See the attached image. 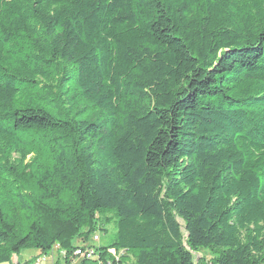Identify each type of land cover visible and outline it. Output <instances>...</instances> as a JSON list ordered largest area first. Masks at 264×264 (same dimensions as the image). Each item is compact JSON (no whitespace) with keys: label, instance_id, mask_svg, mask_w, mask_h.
<instances>
[{"label":"trees","instance_id":"trees-1","mask_svg":"<svg viewBox=\"0 0 264 264\" xmlns=\"http://www.w3.org/2000/svg\"><path fill=\"white\" fill-rule=\"evenodd\" d=\"M112 218L77 264H264V0H0V264Z\"/></svg>","mask_w":264,"mask_h":264},{"label":"rangeland","instance_id":"rangeland-1","mask_svg":"<svg viewBox=\"0 0 264 264\" xmlns=\"http://www.w3.org/2000/svg\"><path fill=\"white\" fill-rule=\"evenodd\" d=\"M114 220L115 218H112V220L109 223L104 225V231H97L98 236H99L97 240L93 239V237L91 236L88 242H83L81 239H76V240L74 239L72 243L75 244L77 247L89 244L96 249L100 247L102 244L108 245L116 237V225H115ZM62 252L64 251L62 249H59L58 245H54L47 255H41L39 250L37 249H23L17 255H19L20 258L33 257V258L28 259V260H31V262L37 257L42 258V256H45V259L44 261L41 262V264H65V259H64L65 252L64 254H62ZM14 256L16 255L12 256L11 264H17V263L21 264L17 260L14 261ZM104 257H105L104 260L106 263L107 261H111V260L113 261L114 259V263L112 262V264H118L116 262L117 259H115L112 253H107ZM193 257H194L195 264H199L198 263L199 260H202V259L208 260L211 257V254L206 249H200L196 252H193ZM72 258H73L72 262L74 264H77L78 259H80L79 257L75 256L74 253H72Z\"/></svg>","mask_w":264,"mask_h":264},{"label":"built area","instance_id":"built-area-1","mask_svg":"<svg viewBox=\"0 0 264 264\" xmlns=\"http://www.w3.org/2000/svg\"><path fill=\"white\" fill-rule=\"evenodd\" d=\"M92 237L95 240L98 239L99 236H98L97 231L92 234ZM73 253H74L75 256H77L79 258H84V257L91 258V257H97L99 252L96 250V248L92 247L89 244H86V245L79 246V247L75 248ZM109 253H112L113 256L115 257V259L118 260L120 254L122 252L118 253L115 250H110ZM62 254H64V252H62ZM44 259H45V256H42V258L37 257L29 264H41V262L44 261ZM17 264H19V263H17ZM21 264H28V263H21ZM106 264H112V262L111 261H107Z\"/></svg>","mask_w":264,"mask_h":264},{"label":"crops","instance_id":"crops-1","mask_svg":"<svg viewBox=\"0 0 264 264\" xmlns=\"http://www.w3.org/2000/svg\"><path fill=\"white\" fill-rule=\"evenodd\" d=\"M103 245V244H102ZM37 255V254H36ZM33 256H35V255H33ZM30 258H33V257H30ZM29 257H27V258H20L19 257V255H16V256H14V261L15 260H17V261H19L20 263H24L26 260H28V259H30Z\"/></svg>","mask_w":264,"mask_h":264}]
</instances>
